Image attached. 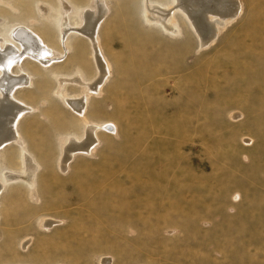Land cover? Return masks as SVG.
Returning <instances> with one entry per match:
<instances>
[{
    "label": "rangeland",
    "instance_id": "rangeland-1",
    "mask_svg": "<svg viewBox=\"0 0 264 264\" xmlns=\"http://www.w3.org/2000/svg\"><path fill=\"white\" fill-rule=\"evenodd\" d=\"M1 1L11 7L0 3V35L20 22L14 28H30L54 60L41 67L24 59L21 68H12L13 76L31 81L14 92L16 102L34 108L16 132L23 136L22 152L39 168L33 195V186L19 180L0 192V264H57L62 258V264H101L104 258L106 264H264V105L259 103L264 96L254 88L258 81L264 84V69H257L264 65V34H258L261 43L238 40L246 29H264V0H238V17L203 50L181 16H176L181 32L176 36L147 24L142 0H103L108 12L92 43L74 33L61 38L51 21L54 10L43 18L41 7L64 5L63 17L73 23L78 15L71 11L93 10L95 0ZM93 47L107 68L97 92L86 89L96 81ZM246 62L250 66L243 69ZM77 70L83 73L80 84L72 81ZM63 94L70 100L85 98L86 116L101 124L91 154L74 155L65 171L58 166L61 138L80 134L81 126ZM178 118L175 136L171 130ZM21 147L0 148V161L12 160L8 171H22L16 158ZM165 189L169 197L178 196L177 204L156 202ZM42 217L56 221L55 226L41 228ZM4 219L17 226L5 231ZM3 237L15 242L10 246ZM24 238L28 243L21 248Z\"/></svg>",
    "mask_w": 264,
    "mask_h": 264
},
{
    "label": "bare ground",
    "instance_id": "bare-ground-1",
    "mask_svg": "<svg viewBox=\"0 0 264 264\" xmlns=\"http://www.w3.org/2000/svg\"><path fill=\"white\" fill-rule=\"evenodd\" d=\"M95 1H96L95 7L93 10H89L85 13H82L81 10L71 11L72 13L74 12L75 14L78 15L77 22L69 23L66 20V17H63V14L66 11H68L67 8H64L65 11L63 10L64 5L61 8L60 7L52 8L51 6H48L47 3L45 4V9H44V7H41V9L44 10V14H45L43 16V18L47 16V14L49 13L50 10H54L55 15L53 16V18H51V21L54 24L56 31H58L60 33L59 36L61 38L68 39V36L71 33H74L77 36L84 37V38L88 39V41L90 43H92V40H95L96 30H97L100 22L104 19L105 15H106V10L108 12V8H106V6H104L103 0H95ZM61 2H62V0H61ZM250 2H251V0H250ZM0 3H2L3 5H9L11 7L10 3H8V2H3L0 0ZM142 5H143L142 15L144 17V20L147 22V24H150L151 26H153V25L158 26L171 36H176L177 34L180 35L181 32L179 31V24L177 23L176 16H181L183 19H185V21L187 22V25L190 27V29L192 30V32L194 33V35L198 39L199 45L202 48V50L206 49L204 47H209L210 45H212L214 43V41L216 40L218 33H220V29H222V27L224 25L229 24L231 22H234V20L238 17V15L240 14V11H241V7H240V4L238 3V0H142ZM26 9H28V8H26ZM38 9H39V5H38ZM29 10H27V11L29 12ZM71 10H72V7H71ZM257 15H260V13L258 12L256 14V16ZM256 18H258V20L261 19V18L259 19V17H256ZM32 19L33 18H29L28 21H32ZM19 23L20 22H15V23L9 24L3 30V33L0 35L1 36L0 37V148L3 147L4 145L6 146V145H10L12 143H18V144L22 145V147L18 150V153H17L18 157H16V158L19 162V165L23 166V169L20 173L8 171L7 169H11L10 163H12V160L8 159V161H6V162L1 160L0 161V163H1L0 164V192L4 188L6 189L10 183L16 184V182L18 180H19V182L26 184L29 187V189H31L32 186L34 185L35 173L38 171V168H39L38 162L32 156L22 152L24 150V148H23L24 144L22 142L23 136L20 133L18 135V133L16 132V127L18 126V124H20V122H19L20 119L25 114L31 113V112H27V111H31L34 108H32V107L27 108V104L25 102H22V101H20V103L16 102L15 100L17 98L14 96V92L16 91V89H23V88L25 89L28 85L30 86L31 81H30V79L26 78V76L21 75V74L13 76L12 68L13 67L21 68L20 63L24 59H28V60L36 63L37 65H40L41 67L50 66L51 65L50 63L53 62V60H54V58H52L53 55L50 52V50H51L50 47L44 46V44L42 43V40H40L39 37L33 31H31L30 28H28V27L24 28V26H19V27L14 28V26L18 25ZM22 23L24 24V22H22ZM252 29H254V30H252ZM258 34L259 35L264 34V29H261V28L257 29V27H254L251 29H246L243 33V36L239 37L238 40L240 41V43L243 40H247L250 43H259V42L261 43L262 41H259ZM243 46L244 45H242V47ZM248 47H249V45L247 46V48ZM92 53L94 54L95 59H96V73H97L96 74V81L87 84L86 89L93 91V92H97L99 90L100 84L103 83V81L106 77L107 68H106V65L102 62V58L96 54V49L94 47L92 48ZM245 59L248 60V58H245ZM248 64H249L248 62H246V64L243 63V69L246 66H248ZM249 66H250V64H249ZM263 66H260L257 69L258 70H259V68L264 69ZM239 71H240V68L237 69L236 71H234L233 75L238 73ZM75 74L78 78H76L72 81L80 84V82H82V79L80 77H83V73L80 70H77ZM258 82H259V85H256L254 88L258 89L257 92L260 93L261 96H264V84L262 81H258ZM61 98H62V100H64L66 102L67 107H69L71 109V111L73 112V114L78 118L76 121H78V122L80 121V126H81L80 134L68 133V134H65L64 138H61V144H60L61 145V150H60L61 152H60V156H59L60 158L58 161V166L60 167V169L62 171H65L67 164L69 163V161L71 160V158L74 155H90L91 154L93 147L97 143L95 130L101 124L90 121L88 119V117L86 116L85 107H86L87 100L85 98L80 97V98H75L74 100H70V99H68L66 94L61 95ZM117 103H120V102L117 101L115 104H117ZM259 103H260V107H263V105H264L263 98L259 99ZM117 108L119 111L122 112L123 105L119 104V105H117ZM148 116H149L148 117L149 119L154 120V116L152 114H150V112L148 113ZM181 122L182 121H180L179 118L177 120L173 119V123L177 124L178 127L171 130L172 135L178 136V134H180L179 125L181 124ZM105 129H107V131L111 130V128L109 129L108 127H106ZM167 133H168V130H167ZM7 163H9V164L7 165ZM8 166H10V167H8ZM86 169L87 168H85V170ZM85 170H83L84 174H85ZM8 172H11L13 174L9 175ZM165 172H166V170H165ZM85 178L88 180V176H86ZM151 178L152 179L159 178V180H161L163 178V176L159 177V175H154V176L152 175ZM169 178L170 177H168V179H166L165 184H167V185H169L170 182H172L171 179L169 180ZM98 179H100V178L98 177L97 181H98ZM102 179H104V177H102ZM95 181L96 180H94V182ZM97 181L95 183H97ZM90 182H93L92 179ZM101 182H103V180ZM95 185H98V184H95ZM32 190H33V192L29 191L31 193V195L34 194V190H35L34 186H33ZM83 190H85V189H83ZM152 190L154 191V189H152ZM29 192H28V194H29ZM87 192H90V191L87 190ZM87 192H85V193H87ZM151 194H152V192L148 193L149 198L152 197ZM81 196H84V194ZM160 196H162V199L160 200L158 198V200H156V202H158L159 205H163V204L164 205H166V204L174 205V204L178 203V196L177 195L175 196V194H174L175 197L174 196H172V198L169 197L167 190L163 194H160ZM18 200H17V203H18ZM159 200L161 203L159 202ZM23 205L24 204H22V206ZM94 205L95 204H93V206ZM30 209H32V208H30ZM87 209H90L89 206L87 207ZM34 210H33V212H34ZM43 210H44V208H43ZM96 210H97V208H96ZM99 211H100V209H99ZM101 212L104 213L105 211H101ZM44 213H46V212H44ZM90 213L93 214L91 211H90ZM31 215L32 214L30 213V216ZM95 215H97V214H95ZM90 217H93V216L90 215ZM5 218H6V216H5ZM38 220H40L39 226L46 231H49L50 229H52L56 224V221H54L51 218L42 217L41 219H38ZM79 223H80V221H79ZM90 223L92 225L94 224L91 221H90ZM114 223L112 222V224H114ZM27 224L28 223H26V225ZM74 224H73V226H74ZM99 224H101V223L99 222ZM99 224H98V226H99ZM1 225H4V227L6 228L5 229V231H6L7 229H10L14 226H17V223L15 221H5V219H4ZM18 225H21V224L18 223ZM105 225H107V224H105ZM67 226H66V228H67ZM75 226H76V224H75ZM115 226H117V225H115ZM1 228H3V227H1ZM111 228H113V227H111ZM111 228H110V230H112ZM100 229H102V228H100ZM76 230H78V228H76ZM10 232H8V234H7L8 236H10L9 235ZM90 232H91V229H90ZM103 232H104V230H103ZM55 233L57 234V232H55ZM56 234L52 233L51 235L53 236ZM82 234H84V233H82ZM17 235H15V237ZM23 235H25V234H23ZM27 235H28V233H27ZM41 235L38 237H41ZM44 236H45V234H44ZM72 236L74 237V234ZM72 236H71V238H72ZM78 236H75V238H73V239H76V237L78 239ZM11 237H9L8 239H4V237H3L2 239H4V241L9 240L7 243L10 245V241L14 240ZM48 237H49V235H48ZM61 237H63V236H61ZM80 237H82V236H80ZM84 237H82V238H84ZM82 238H80L81 241L84 240L85 238H87V236L84 239H82ZM91 238H94V237H91ZM27 239L26 238L21 239V241H20L22 243L21 248H24L23 245H26L25 243H28L26 241ZM80 239H79V241H80ZM98 239H99V237L97 238V240ZM53 240H55V239L53 238ZM81 241H80V243H81ZM88 241H89V238H88ZM93 241H94V239H93ZM14 242H15V240H14ZM60 242H63V241H60ZM76 242H78V241H76ZM83 242H82V244H84ZM7 243L5 244L6 247L8 245ZM133 243H134V241H133ZM48 244H49V242H48ZM1 245H2V243H1ZM11 245H13V244L11 243ZM60 245H62V244H60ZM76 245L77 244L75 243L74 246H76ZM14 246H16V245H14ZM41 246H45V244L41 245ZM72 246H73V244H72ZM81 246H80V249H82ZM77 247H78V245H77ZM9 248H12V247H9ZM64 248H65V245H64ZM1 249H2V247H1ZM1 249H0V251H3ZM84 251H85V249H84ZM73 252H71V253H73ZM14 253L15 252L12 251L11 254L13 255ZM64 253L66 254L65 251H64ZM8 254H7V256H5V259L7 257V260L9 261V259H8L9 255ZM35 254H36L35 257L38 256V258H39V256H41L40 253H35ZM27 255H29V254H27ZM32 255L34 257V254H32ZM32 255H30L29 257H31ZM46 255H48V254H46ZM67 255L69 257L70 254H67ZM67 255H65V257H67ZM14 256H15V254H14ZM75 256H77V254H75ZM24 257H26V256H24ZM1 258H4V256ZM27 258H24V259H27ZM39 259H41V257ZM76 259L79 261L78 256ZM99 259H100V257H99ZM104 259H102V260L100 259L101 264H106L105 263L106 260H104ZM1 260H3V259H0V261ZM62 260H63V258H62ZM62 260L59 259V261H61V263H57V264H62L63 263ZM68 260H71V259H68ZM72 260L74 262L75 259L73 258ZM72 260L70 261L71 263H72ZM81 260L82 259L80 258V261ZM14 261H16V260H14ZM51 261H52V259H51ZM16 262H14V263H16ZM66 262H67V260H66ZM9 263H10V261L9 262L3 261V264H9ZM17 263H19V260ZM26 263H27V261H26ZM11 264H13V263H11Z\"/></svg>",
    "mask_w": 264,
    "mask_h": 264
}]
</instances>
